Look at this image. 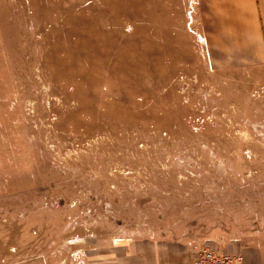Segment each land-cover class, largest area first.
<instances>
[{
	"label": "rangeland",
	"instance_id": "obj_1",
	"mask_svg": "<svg viewBox=\"0 0 264 264\" xmlns=\"http://www.w3.org/2000/svg\"><path fill=\"white\" fill-rule=\"evenodd\" d=\"M200 2L0 0V264L264 229V34Z\"/></svg>",
	"mask_w": 264,
	"mask_h": 264
},
{
	"label": "crops",
	"instance_id": "obj_2",
	"mask_svg": "<svg viewBox=\"0 0 264 264\" xmlns=\"http://www.w3.org/2000/svg\"><path fill=\"white\" fill-rule=\"evenodd\" d=\"M202 7V2L196 0V10ZM207 8L218 17L217 24L227 28L226 32L247 33L252 28L257 33L261 28L259 31L264 34V0H210ZM232 20L236 21L232 24ZM195 243L198 241L162 234L150 227V231L143 233L100 241L98 256L84 264H192L198 255ZM203 243L221 252L244 254L241 264H264V229L256 234L255 240L214 237Z\"/></svg>",
	"mask_w": 264,
	"mask_h": 264
},
{
	"label": "built area",
	"instance_id": "obj_3",
	"mask_svg": "<svg viewBox=\"0 0 264 264\" xmlns=\"http://www.w3.org/2000/svg\"><path fill=\"white\" fill-rule=\"evenodd\" d=\"M194 247L198 250V255L192 264H241L244 261L241 253L221 252L206 243L198 242Z\"/></svg>",
	"mask_w": 264,
	"mask_h": 264
}]
</instances>
